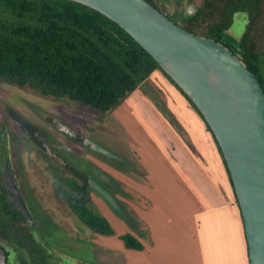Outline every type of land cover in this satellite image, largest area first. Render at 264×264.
I'll list each match as a JSON object with an SVG mask.
<instances>
[{
    "label": "trees",
    "instance_id": "16d2710c",
    "mask_svg": "<svg viewBox=\"0 0 264 264\" xmlns=\"http://www.w3.org/2000/svg\"><path fill=\"white\" fill-rule=\"evenodd\" d=\"M147 1L155 6L151 0ZM187 3L194 4L196 11L189 15L179 10V20L174 22L226 46L262 85L257 76V61L264 29V0H202L197 5L195 0H187ZM245 8L250 10V16L243 35L235 39L228 34L225 39L222 34L231 25L232 12ZM155 69L161 70L129 34L88 6L72 0H0V83L53 100H70L99 113L101 120ZM5 137L0 129V159L3 158L0 162V243L6 249L10 245L19 250L21 262L25 264H61V258H50L49 249L34 238V223L27 221L8 191L3 173V168L9 166L5 162L8 151L5 157L1 151L8 149ZM213 139L231 182L214 136ZM51 166L54 167L52 174L61 184L58 193L76 218L94 233L112 234L108 221L90 208L93 195L86 177L83 180L80 177V181L74 174L67 175L58 163ZM120 238L125 247L143 248L129 232Z\"/></svg>",
    "mask_w": 264,
    "mask_h": 264
},
{
    "label": "rangeland",
    "instance_id": "374dc122",
    "mask_svg": "<svg viewBox=\"0 0 264 264\" xmlns=\"http://www.w3.org/2000/svg\"><path fill=\"white\" fill-rule=\"evenodd\" d=\"M151 1L173 21L179 20V10H184L187 6V0ZM201 1L195 0V4ZM231 15V25L222 36L226 39L229 34L239 39L245 31L250 10L245 8L233 11ZM258 57L257 76L264 85V29ZM139 84L138 92L141 98L142 93L148 98L153 96L152 98L163 99V93L158 86L155 88L147 78ZM153 89L156 90L155 94ZM139 94L136 92L137 98ZM141 98L138 100L132 96L124 100L100 120L99 113L79 107L70 100H53L11 84L0 83V129L6 135L5 142L8 143V149L1 151L3 157L8 151V160L5 162L9 164L6 165L8 171L3 168V173L12 174L16 180L17 188L31 217L30 222L34 223V238L43 243L42 247L49 249L50 258H61V264H143L145 261L143 248L125 247L120 238L121 234L126 233L122 232L125 231L123 223L132 231L141 232L143 224L137 207H141L142 203L126 202L125 198H133L126 197L130 192L129 188L116 180L115 170L119 169V173L127 175L124 167H129L125 166L126 163L121 159L109 155L131 153L142 142L143 145L149 142V146L155 144L151 135L150 141L146 137V132L153 134V127L148 129L147 124L140 120L142 116L152 115L139 103ZM110 158L123 168L111 165ZM1 159L0 162L3 161V158ZM53 163H58L67 175L74 174L80 181V177L83 180L85 176L92 195L94 190L102 192L105 198L96 202L92 196L90 208L108 221L112 234L94 233L69 210L58 193L61 184L52 174ZM96 169L106 175L113 185L100 182V173L96 172ZM96 183L100 186H96ZM184 189L191 197L192 211L195 206L198 211H202L195 215L201 223L207 209L204 208L206 205L200 202L204 199L205 192L196 187ZM107 193H111L115 198ZM187 211L192 214L189 206ZM181 215L183 219L186 217L183 220L186 223L187 216ZM193 222L194 218L183 226L187 236L193 231ZM174 226L178 227L176 224ZM200 230L197 236L199 242L202 238ZM138 232H134L133 236L137 239L144 238ZM7 250L9 264H25L21 262L19 250L10 245Z\"/></svg>",
    "mask_w": 264,
    "mask_h": 264
},
{
    "label": "crops",
    "instance_id": "0c3cea01",
    "mask_svg": "<svg viewBox=\"0 0 264 264\" xmlns=\"http://www.w3.org/2000/svg\"><path fill=\"white\" fill-rule=\"evenodd\" d=\"M147 80L155 88L158 86L163 99L153 96L148 98L140 92L141 98L139 86L126 99L132 96L138 100L141 98L139 103L152 114L142 116L140 120L147 124L148 129L153 127V134L146 132V137L150 141L151 135L155 144L149 146V142L145 145L139 143L134 151L125 155L109 153L110 157L121 159L129 167H124L127 175L119 173V169L115 170L116 180L129 188L126 197L133 198H125L126 202L142 203L137 209L143 227L141 232L133 230L144 236L138 238L142 242L145 257L142 263L248 264L247 243L238 202L205 120L160 69H155ZM153 92L155 94L156 90L153 89ZM110 162L117 168H123L111 158ZM96 172L100 173V182L113 185L106 175L98 169ZM95 185L100 186L97 183ZM193 187L205 192L200 202L207 209L201 223L195 215L202 211H198L196 206L192 211L191 197L184 189ZM103 198L102 192L94 190L93 199L96 202ZM188 206L192 214L187 211ZM181 214L187 216L186 223L183 221L186 217L183 219ZM192 218L193 231L187 236L183 226L190 223ZM123 225L125 231L122 232L135 235L127 225ZM199 230L202 237L200 242L197 239Z\"/></svg>",
    "mask_w": 264,
    "mask_h": 264
},
{
    "label": "water",
    "instance_id": "95a60500",
    "mask_svg": "<svg viewBox=\"0 0 264 264\" xmlns=\"http://www.w3.org/2000/svg\"><path fill=\"white\" fill-rule=\"evenodd\" d=\"M72 1L116 22L201 113L231 178L248 264H264V90L259 80L226 46L188 31L147 0ZM195 11L194 4L184 9L189 15ZM4 177L15 205L31 221L12 176L7 173ZM0 264H9L2 243Z\"/></svg>",
    "mask_w": 264,
    "mask_h": 264
},
{
    "label": "flooded vegetation",
    "instance_id": "af4514ba",
    "mask_svg": "<svg viewBox=\"0 0 264 264\" xmlns=\"http://www.w3.org/2000/svg\"><path fill=\"white\" fill-rule=\"evenodd\" d=\"M187 5H188V4H187ZM260 84H261V83H260ZM262 85H263V84H262ZM262 85H261V86H262ZM263 87H264V85H263ZM263 87H262V88H263ZM51 152H53V151H51ZM53 164H54V163H53ZM51 167H52L51 169H54V167H53V166H51ZM51 171H53V170H51Z\"/></svg>",
    "mask_w": 264,
    "mask_h": 264
}]
</instances>
